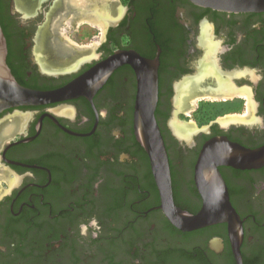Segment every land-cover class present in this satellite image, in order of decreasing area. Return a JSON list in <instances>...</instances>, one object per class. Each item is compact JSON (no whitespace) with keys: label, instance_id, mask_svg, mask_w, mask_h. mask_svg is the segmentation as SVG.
I'll return each mask as SVG.
<instances>
[{"label":"flooded vegetation","instance_id":"obj_1","mask_svg":"<svg viewBox=\"0 0 264 264\" xmlns=\"http://www.w3.org/2000/svg\"><path fill=\"white\" fill-rule=\"evenodd\" d=\"M70 1L0 0L15 80L38 91L79 80L83 91L0 112V264H238L229 222L183 230L162 208L134 131L139 89L153 87L173 205L196 215L205 193L220 199L223 186L242 229L240 263L264 264V161L219 164L220 188L197 171L210 142L264 149V12L188 0H91L71 21V29L78 20L83 26L68 41L71 51L57 54ZM217 82L229 92L203 90ZM197 98L233 102L241 113L198 130L180 119ZM15 116L22 119L3 134ZM175 120L186 125L184 136Z\"/></svg>","mask_w":264,"mask_h":264},{"label":"water","instance_id":"obj_2","mask_svg":"<svg viewBox=\"0 0 264 264\" xmlns=\"http://www.w3.org/2000/svg\"><path fill=\"white\" fill-rule=\"evenodd\" d=\"M191 3L212 10L229 13H258L264 12V0H188ZM7 48L5 38L0 26V112L8 108L19 106L44 105L62 100V96L70 92L81 93L78 81L66 89L53 91H38L21 86L12 75L6 63ZM117 56L113 61H117ZM111 63V62H110ZM115 63V62H114ZM112 64L111 67H114ZM156 101V89L141 88L134 115V131L138 142L147 152L154 178L161 191L162 208L167 211L168 220L177 228L192 230L218 222H229L231 237L237 242L233 250L240 263L238 242L242 234L240 221L233 212L225 194H223L222 180L217 172L219 164H231L236 167H253L264 161V149L257 151L246 150L240 146L228 142L218 145L208 143L201 153L197 171L202 174L205 182L220 188V199H212L209 191L204 198L203 207L196 215H190L176 208L171 199L170 175L168 158L159 129L154 120V108ZM183 123V122H182ZM186 126V125H185ZM196 132V130H194ZM208 164V165H207ZM203 187L206 186L204 183ZM211 182H213L211 184Z\"/></svg>","mask_w":264,"mask_h":264},{"label":"rangeland","instance_id":"obj_3","mask_svg":"<svg viewBox=\"0 0 264 264\" xmlns=\"http://www.w3.org/2000/svg\"><path fill=\"white\" fill-rule=\"evenodd\" d=\"M79 25L80 24L77 23L73 27V29H71V26L67 27L64 25V28L67 29V31L64 32V34H65L64 37L67 36L66 38H64V40L68 39V41L71 40L72 42L73 41L76 42L74 40V38H72V34L75 37V35H77L78 32L80 31V28L81 29L83 28V26L78 28ZM62 28H63V26H62ZM68 31H69V33H68ZM237 106L238 105L234 104L233 102H228V101L227 102H218V101H214L211 99H209V100L208 99H202V100L200 99L199 101H197L195 99V101H193V104L190 106V109L188 112L189 116H187L186 118L183 117L180 119L182 122L190 124L194 128L200 130V129H204V127L208 126L212 121H215V120L222 121V120H225L227 118V116L231 117V118H227V119H233L234 117H236V116H232L233 114L241 113V111L236 109V108H238ZM193 110H194V112H193ZM20 118L21 117H19V116H15L14 118H11V121H9L7 123V125L4 127L3 134H6L9 130H11L12 127L14 126L15 122L17 120H19ZM1 188H5V185H4V183H2L0 181V189Z\"/></svg>","mask_w":264,"mask_h":264},{"label":"bare ground","instance_id":"obj_4","mask_svg":"<svg viewBox=\"0 0 264 264\" xmlns=\"http://www.w3.org/2000/svg\"><path fill=\"white\" fill-rule=\"evenodd\" d=\"M90 3H91V0H71L70 1V9H69V11H70V15H69V17H65L64 19H63V22L65 21V26H67V27H69L70 25H71V21L72 20H77L76 18H77V16L78 15H80V13H83V11L85 10V9H88V7H89V5H90ZM90 13V12H89ZM119 13V12H118ZM91 14V13H90ZM103 16H101V18H102ZM100 17H98V19H99ZM100 18V19H101ZM78 23H80L79 22V20H78ZM77 24V23H76ZM75 24V25H76ZM105 24V23H104ZM61 27V30L60 29H58L59 30V32L63 35V36H65V34H64V32H66L67 31V29L66 28H64V26H63V28H62V26H60V24H59V28ZM58 32V33H59ZM67 37V36H66ZM66 37H64V38H66ZM62 40V39H61ZM68 41V39L67 40H64V42H62V44H60V42H58L57 41V43H56V53L57 54H63V55H66V54H68L70 51H71V47L70 46H72V45H70L69 44V42H67ZM208 67L206 66V65H204V66H202L201 68H200V73L201 74H205V73H207L208 72ZM203 75H202V78H203ZM204 76H206V75H204ZM196 82V81H195ZM221 82V81H220ZM220 82H217L218 84L217 85H215V86H213V87H211V86H209V87H207L206 89H203V90H207L208 92H209V94H216V95H218V94H222V93H226V92H229V90L227 89V86L224 84V83H220ZM215 83V82H214ZM214 83H213V85H214ZM184 87V86H183ZM192 87L193 88H195L196 86H191V88L190 89H192ZM204 94H205V92H204ZM171 122H173L172 123V128H173V130H175V132L176 133H178L179 135H183V134H185L186 132H185V125L184 124H181L180 122H178V121H171ZM187 131V130H186ZM188 135V134H187ZM184 136V135H183ZM186 137V136H185Z\"/></svg>","mask_w":264,"mask_h":264}]
</instances>
